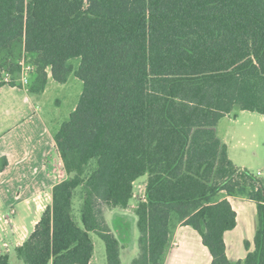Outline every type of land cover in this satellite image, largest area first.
I'll use <instances>...</instances> for the list:
<instances>
[{"label":"trees","instance_id":"16d2710c","mask_svg":"<svg viewBox=\"0 0 264 264\" xmlns=\"http://www.w3.org/2000/svg\"><path fill=\"white\" fill-rule=\"evenodd\" d=\"M23 57L30 93L71 75L83 88L53 134L51 203L14 248L19 261L89 264L95 235L106 263L122 264L105 212L129 209L145 178L131 264H163L177 224L197 232L210 264H264V180L236 167L217 133L225 116L264 117V0H0V89L21 87ZM237 196L255 204L257 225L233 262L224 234Z\"/></svg>","mask_w":264,"mask_h":264},{"label":"crops","instance_id":"0c3cea01","mask_svg":"<svg viewBox=\"0 0 264 264\" xmlns=\"http://www.w3.org/2000/svg\"><path fill=\"white\" fill-rule=\"evenodd\" d=\"M30 95L25 87L20 89L5 85L0 89V165L3 158L7 160V166L0 172V207L12 201L30 203L46 191L51 195L55 184L54 178L47 174L43 166L45 157L54 149L53 132L33 104ZM225 118H230V115L221 120ZM228 157L233 163L229 154ZM232 198L227 197V200L236 212L237 224L233 230L224 234V242L228 258L238 261L244 259L247 254L245 246V251L242 249L245 241L249 243L250 250L253 249L252 216L256 207L250 200L242 199L241 202L238 201L240 205L236 209L231 202ZM128 211L130 210L115 211L114 227H110L122 246V264H131L136 258H132L134 245H124L117 231L121 229L131 237L132 225L136 223V219H133ZM37 221H34V226ZM29 234L24 232L19 235L14 248L22 245ZM210 263L209 252L202 245L197 232L189 226L177 224L172 230L163 264ZM89 264H99L94 259V252Z\"/></svg>","mask_w":264,"mask_h":264},{"label":"rangeland","instance_id":"374dc122","mask_svg":"<svg viewBox=\"0 0 264 264\" xmlns=\"http://www.w3.org/2000/svg\"><path fill=\"white\" fill-rule=\"evenodd\" d=\"M21 61L24 63V66L29 67L27 73L28 83L17 88L24 89L25 87L28 89L34 68L27 57H23ZM70 63L76 68L79 60L72 59ZM82 88L81 81L74 75H71L65 84H58L49 79L42 93L32 94L28 91L31 94L30 97L33 100V104L53 134L57 132L63 122L68 120L69 115L80 99ZM217 129L218 136L226 145L233 163L237 167L247 169L257 178L264 180V117L252 112H237L235 117L230 115V118L220 120ZM134 186V198L131 207L129 206L128 210L130 211L128 213L133 219H136L133 211L137 205V201L141 199L144 193L145 178L138 180ZM242 199L249 200L246 196H237L231 199L236 209L240 205L238 201L241 202ZM50 202L51 195L46 191L42 193L40 198L30 203L23 204L22 202L12 201L0 207V255L8 253L10 255V264H23L14 254L16 239L24 232H32L34 221L40 219L45 206ZM77 206L78 198L75 200V207L77 208ZM115 211L119 210H107L105 212V217L110 227H114L115 215L113 213ZM252 221L255 232L257 225L256 210L253 212ZM117 231L124 245H132V247L134 245L135 249L132 248V258L137 257L139 253L137 245L139 233L136 223L132 225L131 237H128L121 229ZM92 238L95 246L94 259L96 263L106 264L105 248L102 240L95 235ZM242 249L245 251L244 244L242 245Z\"/></svg>","mask_w":264,"mask_h":264},{"label":"built area","instance_id":"2783aa9c","mask_svg":"<svg viewBox=\"0 0 264 264\" xmlns=\"http://www.w3.org/2000/svg\"><path fill=\"white\" fill-rule=\"evenodd\" d=\"M20 82L21 84L24 86L26 83H28V78H27V73H28V70H29V67L27 66H24V63L22 61H20ZM9 78L8 76L6 75L5 78H4V81L8 82ZM144 197V193L141 197V199Z\"/></svg>","mask_w":264,"mask_h":264}]
</instances>
